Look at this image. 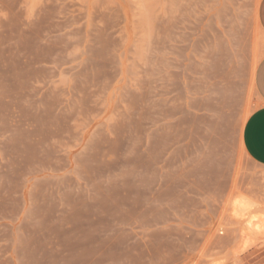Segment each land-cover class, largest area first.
Instances as JSON below:
<instances>
[{
	"label": "rangeland",
	"instance_id": "1",
	"mask_svg": "<svg viewBox=\"0 0 264 264\" xmlns=\"http://www.w3.org/2000/svg\"><path fill=\"white\" fill-rule=\"evenodd\" d=\"M259 1L0 0V264H264Z\"/></svg>",
	"mask_w": 264,
	"mask_h": 264
},
{
	"label": "crops",
	"instance_id": "2",
	"mask_svg": "<svg viewBox=\"0 0 264 264\" xmlns=\"http://www.w3.org/2000/svg\"><path fill=\"white\" fill-rule=\"evenodd\" d=\"M257 13L264 31V0L259 1ZM253 84L260 103L244 121L241 143L246 156L256 165L264 167V55L255 66Z\"/></svg>",
	"mask_w": 264,
	"mask_h": 264
},
{
	"label": "bare ground",
	"instance_id": "3",
	"mask_svg": "<svg viewBox=\"0 0 264 264\" xmlns=\"http://www.w3.org/2000/svg\"><path fill=\"white\" fill-rule=\"evenodd\" d=\"M258 26H259V24H258ZM259 30H260V27H259ZM241 231H242V233H240V234L241 235L243 234L242 239L244 240L245 243H248V242L252 243L253 241H256L258 238V235L261 234L262 231H264V218H262L261 220L250 219L247 222V226L245 228H243V230H241Z\"/></svg>",
	"mask_w": 264,
	"mask_h": 264
}]
</instances>
